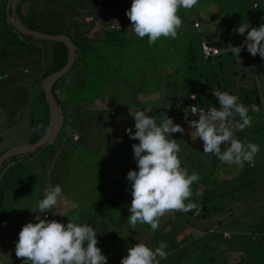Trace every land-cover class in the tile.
Segmentation results:
<instances>
[{
  "label": "trees",
  "instance_id": "1",
  "mask_svg": "<svg viewBox=\"0 0 264 264\" xmlns=\"http://www.w3.org/2000/svg\"><path fill=\"white\" fill-rule=\"evenodd\" d=\"M48 1L55 2H51V10L45 12L38 5L48 3ZM257 1L259 0H199L195 6L198 9L180 10L179 15L183 24L175 39L161 37L155 44L149 45L147 37L141 39L134 34L131 29L132 22L125 14L126 10L130 9L132 0H19L16 10L18 18L30 30L55 36H68L76 47L77 57L71 71L60 79L53 88V94L62 117V125L58 135L48 146L32 154L12 158L3 165L0 170V202L4 200L9 190L13 191L19 185L12 181L13 175L18 173L20 174V185H22L25 181L24 173L30 177H35L33 175L39 172L47 174L52 165L54 166L53 163L56 162L51 176L53 185L56 186L58 185V178L69 176L76 166L83 169V173H85V169L91 170L92 174H96L94 178L100 179L101 187L104 188L101 189L99 198L94 195L96 190L89 196V200H99V203L93 206L96 209L93 216L75 223L92 226L97 236L104 238L99 241L97 246L106 250L115 243L112 239L118 235L119 230H124L125 220L126 222L129 220V209L133 199L131 186L126 188L125 185H120L121 187L117 188L113 183H104L107 178L106 171L108 167L113 166L114 162L118 161L114 158V154L119 151V148L124 149V152L120 153L119 156L125 158L128 152L134 155L132 145L137 142L130 139L127 133H124V136L120 138L114 129L111 134L115 137L112 136L109 144L107 137H99L98 140L102 143L101 151L107 148L108 151L109 149L112 150V147L116 148L115 152L112 150L111 153L97 152L99 159L108 157L110 162L106 166V160H104L102 165L98 166V163L92 158L94 157V145L89 146L88 149L83 148V144L90 139L89 134L93 128L89 119L96 121L100 127L104 123L103 114H111L105 107L109 94L115 101V99L124 98L125 93L130 92L133 94V100L128 102V104L130 103L129 106L135 107L136 110L149 108L148 114L152 116L157 115L159 107H168L170 104L178 105L182 116L185 109L191 108L192 104L197 105V108L220 107L218 98L212 92L214 91L213 82L227 69V52L228 57L234 58L232 67L235 69L233 79L229 82L233 85H239L241 89L237 96L241 102L249 107V115L253 123L256 119L260 123L258 125L252 123L251 128H246L242 132L238 131L236 135L241 140H245L242 137L243 133L262 136L263 143L255 142L258 139H255L253 143L260 144V152L257 155H264V115L262 109L264 102L262 93L264 94V92H261V85L264 87V76L262 75L264 59L258 54L253 57L248 53L246 45L242 49L241 57H235L230 50L232 46H240L244 38L234 40L236 39L234 36V38L226 39L229 36L219 35L218 32L211 31L210 27V23L217 21L220 22L217 27L222 30L223 20L221 17L228 13L229 17L225 16V20L228 21L227 25L229 26H224L225 31H237L238 27L233 24L235 20L233 15L243 16V14L249 13L254 17L253 15L259 11L253 7V2L257 3ZM214 2L218 3L217 7L221 12L218 13L219 17L213 13L214 8H210ZM202 5L209 8L208 15H202L203 13L199 12ZM12 14V0H0V68H3L10 61L20 59V73L15 76L0 77V104L6 101V103H2V107L4 104L5 115L10 118L18 113L15 112L16 110L11 112L14 110V105L16 107L20 105V116L25 114L30 119V144H36L46 135L51 124V112L43 84L51 75L66 68L70 51L67 45L62 42L40 40L18 32L10 22ZM43 18L50 22L54 20L55 22L58 21V24H62L55 27L45 23L47 26L45 28V25H42ZM197 21L203 23L202 31L195 27ZM101 22L103 26L100 31L97 27ZM114 23L117 25L111 28ZM62 27L66 29H60ZM203 32L207 33L206 39L201 37ZM210 39L212 41H209ZM204 42H209L211 46L220 49L221 55L216 58H205ZM218 67L219 69H217ZM256 68H260V72ZM218 70L220 74L215 73ZM246 70H251L249 72L252 74L247 73ZM202 81L203 84H201ZM198 84L203 86V89H198ZM146 88L152 89L148 92ZM185 93V100L180 103L181 95ZM141 95H146L150 99V102L145 106L137 104V96ZM193 95L197 96V102L192 101ZM98 101L100 105H98ZM252 105H256L259 111H252ZM109 107L118 109L121 104L117 102ZM113 111L115 112V110ZM114 114L110 116L118 117L117 113ZM189 115L191 116L190 113ZM237 119L239 118L237 117ZM69 128H76L78 132L72 130L80 135V139L76 141L71 136ZM101 130L102 132L105 131L106 127L102 126ZM134 131L135 129H133ZM117 140H119L118 143L115 142ZM187 140L190 142L191 136ZM58 153H61L59 158ZM3 155L1 154L0 158ZM193 155L198 159L197 162H194ZM207 155L208 157L204 161L197 154L196 149L190 147L186 152V158L182 160V167H187L189 174L195 172L200 176L199 181L194 182L191 186L192 196L185 201L186 204L192 203L196 207L188 212L174 211L169 218L162 217L157 231H153L147 224H144L142 228L140 224H137L136 229L137 231L141 230L142 234L140 233L128 245L121 248L117 254L113 253L110 258L108 257V264H120L121 259L128 254V248L138 243L156 248L161 241L167 242L168 257L166 260H162L160 264H183L194 257L192 251L196 247L197 238L184 236L182 240H179L182 234H188L192 230L198 231V234L210 233V226H205L203 222L215 215L222 214L229 205L228 201L235 200L237 196L239 200H248L257 191L260 192L258 174L259 170L264 171V161L254 163L255 165L252 164L253 167L245 164L244 169L236 176L221 179L214 174H217L216 169L220 161L213 154ZM89 157L90 159H88ZM66 164L70 169L67 174L62 172L64 168L61 167H66ZM129 165L131 170H138L136 162L125 165V167ZM231 173L228 172L227 174ZM228 198L229 200H227ZM50 215L52 216V214ZM185 217L196 218L200 223L198 224L199 227L193 226L191 230H187L190 222L181 225L182 219ZM175 220L178 222H174ZM112 221H114L116 228H113V231L110 230L112 228L110 222ZM262 221L261 229L257 231L264 232V220ZM35 222L37 221L34 220ZM60 222L63 221L60 220ZM63 223L67 224L68 222ZM114 223L112 222L113 227ZM238 223H241L239 219L220 223L216 227L217 231L220 232H215L217 236L213 237L219 240L224 238V234L226 237L228 232L225 233V231H237L236 225ZM2 224L0 220V243L4 240V235H1ZM103 230L107 231L105 236L101 234ZM250 230L256 231L253 228ZM250 236L246 235L241 239V242H246L251 238ZM200 237L198 236V240ZM262 237V240H259L260 244L250 241L248 245H246L247 242L239 244V241L230 243V240H225L224 245L227 244L229 250L224 251V247L219 246L214 249L211 248L209 250L210 259L206 255H201L202 260L199 261V264H215L214 261L216 260H219L218 264H264V249L262 256H260L257 255V250L251 248L255 245L259 247L262 244L263 246L264 236ZM241 248H244L247 259H242L241 252L243 251ZM106 253V255L109 254L108 251ZM220 258H222V262Z\"/></svg>",
  "mask_w": 264,
  "mask_h": 264
},
{
  "label": "clouds",
  "instance_id": "2",
  "mask_svg": "<svg viewBox=\"0 0 264 264\" xmlns=\"http://www.w3.org/2000/svg\"><path fill=\"white\" fill-rule=\"evenodd\" d=\"M198 3L199 0H132L125 14L132 22L134 34L141 39L147 37L149 45H153L161 37L175 39L183 24L180 10H190ZM249 28L248 22L238 27V33H246V36L240 46H232L231 52L240 58L246 45L253 57L258 54L264 59V24L250 31ZM212 92L218 98L219 109L211 107L205 111L191 107V115H198L199 119L189 121V125L194 129L195 140L203 141V154H213L229 166L243 168L245 163L254 164L260 146L247 139L242 141L236 135L238 131L252 127L249 107L237 95L219 90ZM191 99L195 100L196 96ZM251 110L259 111V108L252 105ZM149 111L130 112L135 131L126 129L130 139L139 141L132 145L138 170H130L127 174L133 197L128 218L133 229L137 224H147L157 231L160 219L167 212H188L196 207L185 201L192 196L191 186L200 176L195 172L189 174L188 168L182 167L180 145L172 138L174 133L184 134L185 128L174 124L166 115L157 123ZM62 199V186L45 189L44 198L38 203V213L50 212ZM35 219L38 222H28L18 234L16 256L26 258L24 264H108V256L97 246L99 241L92 226L71 220L65 224L47 217L42 219L40 215ZM167 247L165 241L156 248L138 243L128 248V254L120 264H160L168 257Z\"/></svg>",
  "mask_w": 264,
  "mask_h": 264
},
{
  "label": "rangeland",
  "instance_id": "3",
  "mask_svg": "<svg viewBox=\"0 0 264 264\" xmlns=\"http://www.w3.org/2000/svg\"><path fill=\"white\" fill-rule=\"evenodd\" d=\"M223 1V0H222ZM230 1V0H229ZM260 4H261V9L259 11L256 12V15H253L254 17H252V15L249 13L248 16H246L247 14H243V16H239L234 14V23L235 26L239 27L243 22L244 23H249L250 28H258V26H261L262 24H264V0H259ZM51 2H55V1H51ZM51 2L48 1V3H45L46 6H44L45 4H40L38 5L40 7V9L42 8L45 12L50 11L51 9ZM54 4V3H52ZM218 3L214 2L210 8H214V14L217 15L219 17L218 13L219 9L217 7ZM201 9H203L204 11H202L201 9H199V12H202V15H208L209 14V8L206 5H202L200 7ZM256 8V6H255ZM258 8V7H257ZM256 8V9H257ZM260 8V7H259ZM198 8L193 7L191 10H196ZM225 12V11H223ZM221 15V14H220ZM229 14L226 13L224 14L221 19L222 21V25L223 28L222 30L219 29L217 27V24H219L217 21L216 22H212L210 23V27H211V31H215L218 32L219 35H226L229 36L226 39L229 38H234V36H236V39L234 40H240L243 39L244 36H246V33L241 35L238 33V31H229L226 32V26L228 21L225 20V16H228ZM229 17V16H228ZM254 18V19H252ZM192 19H195L194 17H192ZM45 23H47L48 25H53L55 27H57L58 25L62 24H58V21H52L51 22L46 19L43 18L42 19V25H45ZM198 24V27H197ZM225 26V27H224ZM47 26L45 25V28ZM198 28V30L202 31L203 30V23L201 21H197L196 22V26ZM207 27V28H210ZM60 29H66V28H60ZM132 29V28H131ZM129 29V30H131ZM206 29V28H204ZM114 30V29H113ZM249 30V29H248ZM53 32V30H52ZM209 34V33H208ZM230 34H232L230 36ZM203 39L207 38V33L203 32L202 36ZM229 42V41H228ZM231 52V50H230ZM226 65H227V69L224 70L225 73H221L218 70L215 73H219L220 76L218 78L214 79V84L213 90H219V91H227L229 93L234 92V95H238L239 94V90L241 89L239 87V85H233V83H230L229 81L233 79V73H234V68L232 67V61L234 60L233 57H228V52L226 55ZM15 63V64H14ZM246 63V62H245ZM14 64V65H13ZM251 64H253L251 62ZM141 65H144L141 63ZM145 66V65H144ZM245 66V65H244ZM11 69H17L20 70V59H15L13 61L8 62V64L3 66V69L0 68V72H8ZM219 69V67L217 68ZM260 68H256L257 71L260 72L259 70ZM147 70V69H146ZM264 70V68H263ZM262 70V75L264 76V71ZM249 71L251 70H246L247 73H250ZM208 73V71H207ZM203 84V81L202 83ZM203 86H201L200 84H198V89L202 88ZM129 88V87H127ZM141 88V87H139ZM153 88V87H152ZM151 88V89H152ZM149 88H146V90H148ZM148 90V92L151 91ZM203 89V88H202ZM261 92H264V88L261 85ZM115 91V90H113ZM175 92V91H173ZM183 96V97H182ZM196 96V95H195ZM263 99H264V94L262 93ZM186 97V93L181 95V100L179 101L180 103L184 102ZM197 97V96H196ZM113 97L110 96L109 94V98H108V102H106L107 104H105V107L108 108L107 110L111 113L113 110H115V114L117 113L116 118H113V116L111 117L110 115H108L107 113H104V123L99 127L98 123L96 121H91L89 119V123L91 126H93L92 131H90V139L87 140V143L85 142V144H83V148L88 149L89 146L94 145V150H93V154H94V158L95 162L98 163L99 165H102L103 161H105V164H107L106 166H108L109 159L108 157L103 158V159H99L97 156V152H103V153H111L112 150L115 152V148L116 147H112V150L108 148L104 149V151L100 150V147H102V143L99 139V137L103 136V137H107L108 138V144H109V140L113 137H115L112 133L113 129L115 130L116 133L119 134V137L122 138L124 136V133H126V129L131 128L134 129V117L130 114V112H135L136 108L135 107H131L129 106L130 103L128 104V102L130 100H133V94L130 93H125V97L124 98H119L120 100H116L114 101V99H112ZM138 100H137V104H140L141 106H145L146 104H148V102H150V99L148 98V96L146 95H141V96H137ZM193 102H197V99L193 100ZM119 103L121 104V107L118 109L115 108H110V105H114V103ZM2 103H6V101H3ZM2 103L0 104V154L4 153L7 151V149L10 148V146L12 145H16V144H24L29 142L28 140L30 139V133H29V126H30V119L29 117H27V115L25 116V114H23V116H19L18 118H16L15 120H11L10 117L7 118V116L5 115V108H4V104L2 107ZM123 103V104H122ZM167 104V103H166ZM170 104V103H169ZM213 104V103H212ZM98 105H100V102L98 101ZM163 106V105H162ZM197 106V105H196ZM99 107V106H98ZM192 107V106H191ZM215 107V106H213ZM179 106L175 105L173 106L172 104H170L168 107H159L158 111H157V115H153L156 119H157V123L162 122L166 116L170 117L173 119L174 124H180L181 126H183L185 128V133L181 134V133H174L172 134V137L177 138V143L180 145L181 148V152H180V158L182 160H184L186 158V152L187 150H189V148H195L196 152L199 156H201L202 159H204V161H206V157H208V155L203 154V141L200 138H197L195 140V132L194 129H192L189 125V121L196 119H199V116H190L189 113L191 114V108H186L184 111V115L182 116L181 113L179 112ZM217 109H219V107H216ZM140 109V108H138ZM137 109V110H138ZM148 110H150L149 108H147ZM205 111L208 110L207 106H205L203 108ZM262 109H263V115H264V102L262 105ZM141 110V109H140ZM189 111V113H188ZM187 113V114H186ZM114 114V115H115ZM162 114V115H160ZM164 114V116H163ZM166 114V116H165ZM151 115V114H150ZM188 115V116H187ZM163 117V118H162ZM254 120V119H253ZM254 125H258L260 124L259 121L256 119V121H254L253 123ZM105 126L107 132H105L103 130H101V127ZM110 129H109V128ZM90 128V127H89ZM74 129L76 132L77 129L76 128H69V130L71 131V134H73L75 131L72 130ZM109 129V130H108ZM111 130V132H110ZM193 131V132H192ZM102 132V133H101ZM192 132V134L190 135V133ZM75 134V133H74ZM77 134V133H76ZM191 136V140L190 142L187 140L189 137ZM248 136V138H247ZM258 136V137H255ZM180 137V139H179ZM242 137L244 139H247L250 142H254L259 141V143H263L262 136H259L258 134H245L243 133ZM243 141V140H242ZM137 143H139L138 140H136ZM99 144V147H97V145ZM260 145V144H259ZM100 150V151H97ZM96 151V152H94ZM124 152V149L121 150L119 148V151L114 154V158L117 159L118 161L114 162L113 166L108 167L107 171H106V175L108 178H106V180L104 181V183L106 182H110L113 183L115 187H119L120 185H125L126 188H128L129 186H131V183L127 180V174L128 172L131 170L130 165L128 167H125V165L131 164L133 162H136L135 160H133L132 157V153L128 152L126 154V157L124 158V156H119L120 153ZM194 152V151H193ZM61 156V153H58V158ZM128 156V159H127ZM194 156V155H193ZM264 157V155H257L254 159V163H262L264 160H262V158ZM90 159V157L88 158ZM197 158L194 156V162H197ZM54 166L56 165V162L53 163ZM247 164V163H245ZM245 164L243 166V168L237 166V165H225L219 162L217 169H216V173L215 176L217 175L218 178L221 177V179H224L225 177L227 178H231L237 175V173L241 172L242 169H244ZM255 165V164H254ZM252 165V167L254 166ZM53 165L52 167L55 168ZM228 172H232L231 174H227ZM32 173V171H31ZM30 173V174H31ZM51 168L50 170L46 173H41L39 172L38 174H34L33 176L35 177H30L27 176L26 173H24V177H25V181L24 184L20 185V174H16L13 175V182H16V185H18L16 187L15 190H9L7 192V194L4 197V206H1L0 204V220L2 221V228H3V235H4V240L0 243V264H24V260L26 258L23 257H17L16 256V243L18 241V234L19 232L22 230V227L27 224L28 222H34L35 217L37 215H39L40 213H38V203L41 199L44 198V191L45 189H50L51 187ZM4 174V173H3ZM110 174H118L119 178L122 177V179L125 176V181H110L113 180V178L110 177ZM229 175V176H226ZM231 175V176H230ZM9 176V174H8ZM7 176V177H8ZM28 177V178H27ZM96 174H92L91 170H87L85 169V173H83V169L79 168V167H75L72 170V174L69 175V178L65 177V181L63 183V187L64 185H66V190L68 191L69 194H71L72 196L69 197V195H66L65 197H63L62 200H67L73 203V205H80L79 200H89V196L93 193L94 190H96V192H94V195L97 196V198H99L98 196L101 195V189H103L104 187L102 186V183L100 182V179L97 180ZM78 178V181H76ZM70 179V180H69ZM96 179V180H94ZM108 179V180H107ZM258 181H259V191L256 192V194L249 198L248 200H239L238 196L235 198V200L232 201H228L229 205L226 207V209L223 211L222 214L219 215H215L214 217H212L211 219L203 222L205 224V226H210V233H206L203 232L201 234H198V231H189L190 233L188 234H182L181 237L179 238V240H182V238L184 236H187L188 238L194 236L195 239L197 238V244L195 249H193V254L194 257L192 259H189L188 261H185L183 264H199V261L202 260L201 259V255H206L207 258L210 259V253L209 250L211 248H215L216 246L219 247H224V251H227V249L229 250V246L226 244V246L224 245V241L225 240H230V243H236L239 241V244H245L246 245L249 244L250 241L256 243V244H260L259 240H262V236H264V232L261 231H257L258 229H261V223L263 222L262 220L264 217V171L263 170H259V174H258ZM234 182H236V180H234ZM59 185V181L57 182ZM129 183V184H128ZM61 184V183H60ZM54 187V185H53ZM121 187V186H120ZM252 194V193H251ZM233 199V198H231ZM230 199V200H231ZM62 200L57 204L58 206H60L62 209H64V203L62 202ZM229 200V198L227 199ZM62 202V203H61ZM217 205V204H216ZM72 206V205H71ZM59 207V208H60ZM30 210H32V212H30ZM36 211V212H33ZM173 212H167L163 217L165 218H169V216L172 214ZM131 215V213H129ZM127 217V216H125ZM28 218V220H27ZM164 218V219H165ZM236 219H239V221L241 223H238V225H236L237 227V231L232 232V231H225L224 234V238H220L219 240H216L213 236H217L215 234V232H220L217 231L218 225L222 222H229V221H234ZM114 223V221H112ZM112 222H110L111 227L110 230L113 231L112 229L115 228V223H114V227L112 225ZM174 222H178V221H174ZM181 225L187 224V222H190L191 224L188 225V229L187 230H191L193 228V226H197L199 227L198 223L199 221L196 218H190V217H185L182 219ZM144 227V225H141V228ZM124 230H119L120 232L118 233V235L116 237H114L112 239V241H114L115 243L112 244L110 247L105 249H101L102 250V254L106 255V251L109 252L108 256L109 258L113 255V253L117 254L121 248H124L126 245H128V243H130L133 239H135L138 235H140V233L142 234L141 230L137 231V229L135 228V230H133V227L129 224V220L128 222H126L125 220V225H124ZM255 229L256 231L254 232V230H250V229ZM116 229V228H115ZM199 229V228H198ZM110 231V232H111ZM133 231V232H132ZM107 233L106 230H103L101 232V234H103L105 236V234ZM100 235V234H99ZM246 235H251L250 239L247 240L246 242H241V239H243ZM115 236V235H114ZM198 236H201L198 240ZM239 238V240H238ZM98 241L103 240V237H98L97 236ZM251 248L257 250V255L259 254L260 256H262V250L264 249V245L262 246V244L257 247V245L252 246ZM241 250L243 252L242 253V259H247L246 257V253L244 254V248H241ZM176 258V257H175ZM219 260L214 261L215 264H218ZM220 261L222 262V258H220ZM166 264H170V263H166Z\"/></svg>",
  "mask_w": 264,
  "mask_h": 264
},
{
  "label": "water",
  "instance_id": "4",
  "mask_svg": "<svg viewBox=\"0 0 264 264\" xmlns=\"http://www.w3.org/2000/svg\"><path fill=\"white\" fill-rule=\"evenodd\" d=\"M19 0H12V8H13V14L10 16V22L12 26L20 33L34 37L40 40H48V41H56V42H62L67 45L69 51H70V57L68 64L66 68L58 72L56 74L51 75L49 78H47L43 84L44 91L46 93V99L50 107V112H51V124L48 129V132L46 135L36 144H27V145H22L19 147H15L5 153L1 158H0V170L3 167V165L11 160L12 158L20 157L23 155L27 154H32L40 150L41 148L48 146L50 143L54 141L56 136L58 135L61 125H62V117H61V112L59 105L54 97L53 94V88L55 84L65 77L73 68L75 62H76V57H77V51L76 47L73 43V41L66 35H60V36H55V35H49V34H44L36 31L30 30L19 18L17 15V4ZM70 1H80V0H70Z\"/></svg>",
  "mask_w": 264,
  "mask_h": 264
},
{
  "label": "crops",
  "instance_id": "5",
  "mask_svg": "<svg viewBox=\"0 0 264 264\" xmlns=\"http://www.w3.org/2000/svg\"><path fill=\"white\" fill-rule=\"evenodd\" d=\"M255 6H256V8H257V10H260L261 9V4H260V2L259 1H257V3L256 2H253V7L255 8ZM260 7V8H259ZM255 8V9H256ZM122 16V15H121ZM117 25V23H114L113 25H111V28H113L114 26H116ZM102 26H103V23L101 22V24H99V26L97 27L100 31H101V29L100 28H102ZM259 27V26H258ZM103 28H105V27H103ZM252 28V27H251ZM251 28H249V31L251 30ZM208 41V40H207ZM209 41H212L211 39L209 40ZM243 61V60H242ZM241 61V62H242ZM3 69V68H2ZM18 73H20V70H16V69H13L11 72H0V77L1 76H6V75H9V76H15L16 74H18ZM234 76V75H233ZM264 88V87H263ZM14 94V93H13ZM14 110L13 111H11V112H14L15 110V112H18L13 118H11V120H15L16 118H18L19 116H20V105H18L17 107H16V105H14V108H13ZM0 112H1V110H0ZM29 115V114H28ZM21 116H23V115H21ZM191 116H193V115H191ZM198 116V115H197ZM9 116L7 115V118H8ZM71 136H73L74 137V139L77 141L78 139H80V135L79 134H71ZM77 137H78V139H77ZM1 138V137H0ZM29 142H27V143H24V144H22V145H27V144H30V139L28 140ZM22 145H20V144H16V145H11L10 146V148L9 149H7V151L6 152H4V153H1V154H5V153H7L8 151H10L11 149H13V148H15V147H19V146H22ZM0 154V155H1ZM27 155H29V154H27ZM68 164H66V167L65 166H61L62 168H64V170H62V172L63 173H65V174H67L68 172H69V167L67 166ZM59 167V166H58ZM57 167V168H58ZM54 169L55 168H51V172L53 173L54 172ZM59 169V168H58ZM52 173H51V176H52ZM70 174V173H69ZM71 174H72V172H71ZM70 174V175H71ZM110 177L111 178H113V180H110V181H115V182H117V181H122V182H124L125 181V178H123L122 179V177L121 178H119V175L118 174H110ZM67 178H69V176H67ZM108 178V177H107ZM70 180V179H69ZM108 180V179H107ZM58 181H59V185L60 186H62V189H63V197H65L66 195H69V197H71L72 195L71 194H69L68 193V191L66 190L67 188H66V185H64V187H63V183H64V181H65V176H62V177H59L58 178ZM76 181H78V178H77V180ZM61 183V184H60ZM110 183V182H109ZM51 188L53 187V182H51V186H50ZM62 202L64 203V209H62L60 206H58V205H56L54 208H52V209H50V212H47V213H50V214H52V220H56V221H60V220H62L63 222H70V220L71 221H73V222H77V221H79V220H87V219H89V217H91V216H93V214L95 213V211H96V209L95 208H93V206H96V204H98L99 203V200H79V203H80V205H73V203L72 202H70V201H67V200H65V202H64V200H62ZM61 202V203H62ZM119 202H120V200H119ZM0 204H1V206H4L5 207V205H4V200H2L1 202H0ZM72 205V206H71ZM60 207V208H59ZM30 212H32V210H30ZM44 214H46V213H40L39 215H40V217L43 219V216H44ZM27 220H28V218H27ZM36 220V219H35ZM38 222V221H37ZM34 223V222H33ZM66 224V223H65ZM1 235H3V231H2V233H1Z\"/></svg>",
  "mask_w": 264,
  "mask_h": 264
},
{
  "label": "built area",
  "instance_id": "6",
  "mask_svg": "<svg viewBox=\"0 0 264 264\" xmlns=\"http://www.w3.org/2000/svg\"><path fill=\"white\" fill-rule=\"evenodd\" d=\"M197 27H198V24H197ZM203 52H204L205 58H207V59L216 58V57L221 55V50L216 48V47L211 46L209 42H204L203 43ZM193 106H196V105L192 104V107ZM111 113L113 115L115 112L112 111ZM77 139H78V137H77ZM45 217H47L48 219L52 220V216L50 214H46L44 216V218Z\"/></svg>",
  "mask_w": 264,
  "mask_h": 264
}]
</instances>
